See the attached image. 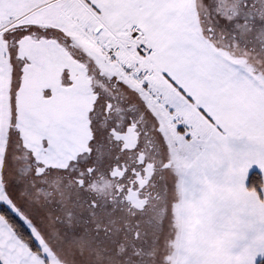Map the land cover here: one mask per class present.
<instances>
[{
	"label": "snow or ice",
	"instance_id": "snow-or-ice-1",
	"mask_svg": "<svg viewBox=\"0 0 264 264\" xmlns=\"http://www.w3.org/2000/svg\"><path fill=\"white\" fill-rule=\"evenodd\" d=\"M0 264H264V0H0Z\"/></svg>",
	"mask_w": 264,
	"mask_h": 264
}]
</instances>
